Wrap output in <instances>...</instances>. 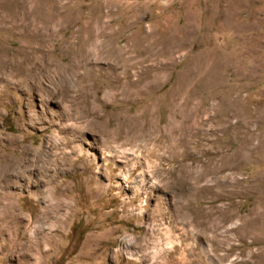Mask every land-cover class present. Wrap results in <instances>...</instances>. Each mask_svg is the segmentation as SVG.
I'll return each instance as SVG.
<instances>
[{"label":"rangeland","instance_id":"rangeland-1","mask_svg":"<svg viewBox=\"0 0 264 264\" xmlns=\"http://www.w3.org/2000/svg\"><path fill=\"white\" fill-rule=\"evenodd\" d=\"M7 162L0 264H264V0H0Z\"/></svg>","mask_w":264,"mask_h":264},{"label":"bare ground","instance_id":"bare-ground-1","mask_svg":"<svg viewBox=\"0 0 264 264\" xmlns=\"http://www.w3.org/2000/svg\"><path fill=\"white\" fill-rule=\"evenodd\" d=\"M22 163H23V161H22ZM27 164V163H26ZM11 165H13L12 163H0V180H7V178H9V177H11V178H13V177H15V178H20V177H17V175H19V173H21L20 171H19V173H17L16 172V170H17V167H19V164H16L17 166H16V168L14 169V170H12V171H10L9 170V168L8 167H10ZM43 166V165H42ZM48 171V169H46L45 170V172H47ZM48 176V175H47ZM50 177V180H51V182H52V180H53V176L52 175H50L49 176ZM48 177V178H49ZM20 180V179H19ZM49 180V179H48ZM8 181V180H7ZM24 182V181H23ZM50 181H49V183H51ZM14 183V182H13ZM1 184V183H0ZM26 184V183H25ZM14 185V184H13ZM24 185V184H23ZM6 186V185H5ZM5 188V187H4ZM6 194V193H5ZM7 195V194H6ZM51 199V198H50ZM12 209V205L9 203V198H7L6 196H4V195H0V210H3L4 211V213H5V215H7V214H9L10 213V210ZM47 214L48 215H52V212H55V208L54 207H52V205L50 204V205H48V207H47ZM50 215V216H51Z\"/></svg>","mask_w":264,"mask_h":264}]
</instances>
